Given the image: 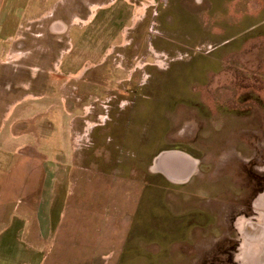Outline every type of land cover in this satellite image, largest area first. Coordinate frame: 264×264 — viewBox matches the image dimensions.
I'll use <instances>...</instances> for the list:
<instances>
[{"label":"rangeland","instance_id":"obj_1","mask_svg":"<svg viewBox=\"0 0 264 264\" xmlns=\"http://www.w3.org/2000/svg\"><path fill=\"white\" fill-rule=\"evenodd\" d=\"M69 2L27 12L65 30L32 24L7 59L21 102L81 73L49 143L0 167V264H236L232 219L264 184V0ZM174 149L197 160L187 183L148 166Z\"/></svg>","mask_w":264,"mask_h":264},{"label":"crops","instance_id":"obj_2","mask_svg":"<svg viewBox=\"0 0 264 264\" xmlns=\"http://www.w3.org/2000/svg\"><path fill=\"white\" fill-rule=\"evenodd\" d=\"M44 2L45 0H0V167L3 170L9 169L13 164L9 151L20 152L31 148L32 139L37 144L42 142L43 146L49 143L48 137L53 128L50 120L46 118L50 112L60 115L64 113L68 119L70 118V112L66 109L69 101L64 95V90H67L70 81L66 77L81 73L80 68L74 72L59 70L63 80L56 85V88L60 90V87L64 86L63 93L57 91L55 96L46 91L36 95L28 93L25 96L27 100L23 102L18 99L19 97L17 98L20 90L17 76L22 69L17 73L18 70L13 71L6 67V64L13 60H7L10 59L9 56L22 54V63L26 62L28 51L23 48L22 41L25 40L27 33L32 34V24L41 25L44 22L45 24L41 26L48 34L61 33L65 30L62 21L57 17L54 18L55 14L50 15L48 11L39 15H27L34 6ZM113 2L114 0H89L87 5L91 10L97 6L106 7ZM80 4H86V0H70L67 6H80ZM91 18L92 12L89 11L85 19L74 15L72 20L87 23ZM33 34L41 33L37 30ZM18 45L21 46L16 50ZM109 48L110 46L103 50L102 57L109 54ZM45 86L43 84V87ZM67 131L69 135V129ZM63 133L62 131L61 134ZM148 166L165 182L173 185L187 183L198 171L197 160L175 149L160 151ZM45 202L47 208V201ZM251 209L252 216L238 215L232 219V228L237 236V246L232 260L236 264H264V187L252 197ZM44 223L45 229L48 228L46 220Z\"/></svg>","mask_w":264,"mask_h":264},{"label":"trees","instance_id":"obj_3","mask_svg":"<svg viewBox=\"0 0 264 264\" xmlns=\"http://www.w3.org/2000/svg\"><path fill=\"white\" fill-rule=\"evenodd\" d=\"M263 187H264V184H263L262 186H260V187H259V188H258L253 194H252V196H251V198H250V200H249L248 206H247V210H246V212L243 214L244 216L249 217V216H252V215H253V213H252V209H251V199H252V197H253L258 191H260ZM236 246H237V244L234 245V249H233V251H235ZM232 261H233V260H232V256H231V258H230V262H232Z\"/></svg>","mask_w":264,"mask_h":264}]
</instances>
